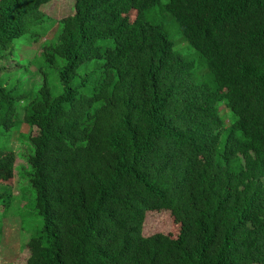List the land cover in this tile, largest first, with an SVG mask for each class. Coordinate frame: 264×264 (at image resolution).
Wrapping results in <instances>:
<instances>
[{
  "label": "trees",
  "instance_id": "16d2710c",
  "mask_svg": "<svg viewBox=\"0 0 264 264\" xmlns=\"http://www.w3.org/2000/svg\"><path fill=\"white\" fill-rule=\"evenodd\" d=\"M51 1L0 0V128L31 146L0 147V167L27 155L42 219L23 264H264V0H166L203 80L160 0H75L58 20L41 14ZM53 24L29 67L53 68L55 86L45 72L35 92L10 86L15 43ZM151 210L180 211L178 234L145 236Z\"/></svg>",
  "mask_w": 264,
  "mask_h": 264
},
{
  "label": "rangeland",
  "instance_id": "374dc122",
  "mask_svg": "<svg viewBox=\"0 0 264 264\" xmlns=\"http://www.w3.org/2000/svg\"><path fill=\"white\" fill-rule=\"evenodd\" d=\"M165 2L166 0H160L153 8L156 19L164 25L171 40L175 42L176 48L184 51L181 52L196 60L195 78L197 80L206 79L208 70L206 74H202L203 67L205 68L201 63L202 58L196 49L180 36L177 23L164 9L163 4ZM74 10L75 0H52L50 3L42 6L41 14H46L50 20H58L73 14ZM134 17L135 12H132V18ZM33 18L34 15L32 14L27 16L18 28L24 31ZM56 31L57 24H53L42 39L28 42V34H26L15 43V52L9 58V65L13 67L2 74L3 77L10 78L8 80L10 86L13 84V81L21 79L17 81L19 85L32 88L31 91L35 92L45 78L44 72L47 74L50 85L52 87L55 86L57 76L53 68L39 62L37 68H42L43 72L39 71L36 73V71L32 70L36 69L35 64H31V69L29 61L33 59V55L39 56L42 53V42L45 39L53 38ZM96 62L98 63L100 60H95L92 63ZM221 110L226 117V122L229 124L233 117L230 110L225 106H222ZM22 112L23 110L21 109L18 112L17 118L19 120L22 118ZM18 128L16 127L10 132H6L3 128H0V147H12L18 152L25 151L24 143L26 146L29 145L31 147L29 140H26L28 132L21 135L18 132ZM16 134L20 137L19 139H22L21 141L14 138ZM26 158L27 155L20 153L15 163L16 167L15 165L0 167V180H4L3 182L5 183H13V193L15 196L13 205L8 211L5 212L2 206H0V264H23L29 255L26 244L42 226V219L36 209L35 190L29 181L28 173L30 168L28 165L23 166L24 163L27 164ZM182 216L183 214L180 211H148L144 223V235L149 236L155 233H164L176 236L179 232Z\"/></svg>",
  "mask_w": 264,
  "mask_h": 264
}]
</instances>
